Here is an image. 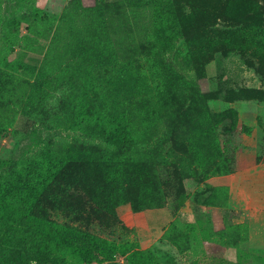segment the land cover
<instances>
[{"label": "rangeland", "instance_id": "374dc122", "mask_svg": "<svg viewBox=\"0 0 264 264\" xmlns=\"http://www.w3.org/2000/svg\"><path fill=\"white\" fill-rule=\"evenodd\" d=\"M255 38L264 0H0V264L51 225L121 246L84 262L54 241L69 264H264L227 202L264 161ZM30 163L42 189L14 199Z\"/></svg>", "mask_w": 264, "mask_h": 264}, {"label": "trees", "instance_id": "16d2710c", "mask_svg": "<svg viewBox=\"0 0 264 264\" xmlns=\"http://www.w3.org/2000/svg\"><path fill=\"white\" fill-rule=\"evenodd\" d=\"M246 47H241L242 49L249 48L252 49L254 54L260 58V61L264 63V39H245L244 40ZM172 44L171 38H167L164 41V45L169 48ZM137 83H133V87L138 88L140 82L135 79ZM152 106V103H151ZM203 117L207 120H211V115L207 112L203 113ZM89 122L86 118H81L78 122H75L71 125H67L69 128L73 129H85L86 125ZM213 132V131H212ZM207 132L203 129V134ZM44 169L39 167L37 163H30L28 170L23 174L21 180L11 186L10 196L14 199H20L26 201L31 196L37 194V191L42 189V180L44 178ZM234 173V172H233ZM230 174H228V184L230 179ZM229 188V185H228ZM1 198H6V193L0 194ZM123 201V199H120ZM3 204H6V201H3ZM1 203V205H3ZM48 230V232H47ZM47 235L48 244L39 243L38 240L35 242H29L27 233H21V240L13 249L16 254L15 262L16 264H25L35 262V264H69L66 259L58 260L52 256L50 251H47L49 248L53 247V242L56 241L58 248L59 245H65V247L78 251L83 256L84 262H90L89 257L92 255L93 250H101L102 252H114L120 250V245L115 242H110L106 239L96 237L87 233L77 232L74 229H69L62 227L61 225H51L50 228L44 230ZM60 243V244H59ZM62 250V249H60Z\"/></svg>", "mask_w": 264, "mask_h": 264}, {"label": "crops", "instance_id": "0c3cea01", "mask_svg": "<svg viewBox=\"0 0 264 264\" xmlns=\"http://www.w3.org/2000/svg\"><path fill=\"white\" fill-rule=\"evenodd\" d=\"M227 202L240 213L237 221L247 225L251 248L264 253V161L230 175ZM228 256L231 263H239L238 251L231 249Z\"/></svg>", "mask_w": 264, "mask_h": 264}]
</instances>
